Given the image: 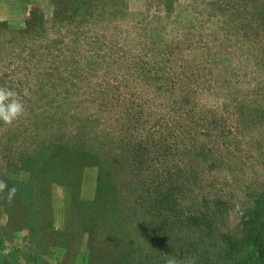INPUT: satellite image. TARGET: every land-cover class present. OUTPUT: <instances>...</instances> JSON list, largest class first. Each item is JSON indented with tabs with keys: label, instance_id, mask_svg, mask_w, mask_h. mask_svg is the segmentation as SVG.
<instances>
[{
	"label": "rangeland",
	"instance_id": "rangeland-1",
	"mask_svg": "<svg viewBox=\"0 0 264 264\" xmlns=\"http://www.w3.org/2000/svg\"><path fill=\"white\" fill-rule=\"evenodd\" d=\"M264 258V0H0V264Z\"/></svg>",
	"mask_w": 264,
	"mask_h": 264
},
{
	"label": "trees",
	"instance_id": "trees-1",
	"mask_svg": "<svg viewBox=\"0 0 264 264\" xmlns=\"http://www.w3.org/2000/svg\"><path fill=\"white\" fill-rule=\"evenodd\" d=\"M246 264H264V258H260L256 256L254 260L251 261V263H246Z\"/></svg>",
	"mask_w": 264,
	"mask_h": 264
}]
</instances>
